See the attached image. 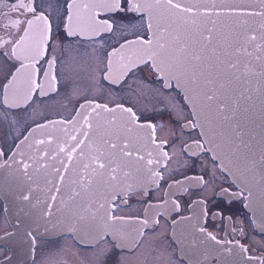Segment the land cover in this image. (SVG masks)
Masks as SVG:
<instances>
[{
	"label": "flooded vegetation",
	"instance_id": "flooded-vegetation-1",
	"mask_svg": "<svg viewBox=\"0 0 264 264\" xmlns=\"http://www.w3.org/2000/svg\"><path fill=\"white\" fill-rule=\"evenodd\" d=\"M49 2L39 0L38 10L48 8ZM16 3L2 0L0 24L30 18L12 11ZM62 5L60 0L53 7ZM50 19L56 39L36 66V80L45 94L37 89L25 99L23 77L6 91L8 73L21 61L10 58V45L0 48V264H259L258 259L248 257L264 258V224L253 218L246 192L206 150L197 126L189 125V121L196 122L174 83L165 87L166 81L145 64L113 82L119 71L117 57L112 58V76L106 78L109 53L126 39L143 35L146 17H114L113 32L91 39L65 37L58 11ZM25 26L0 29V40L18 39ZM53 60L54 91L44 77ZM89 103L110 109L132 107L139 122L157 125L160 147H155L168 157L161 155L158 175H125L120 170L115 181L94 183L92 207L86 209L82 225L76 228L79 231L70 232L64 228L74 219L68 208L74 160L69 161L67 154H53V159L37 162L47 164L46 168L25 170V163L11 168L9 156L40 123L95 117ZM103 116L127 119V113L120 111ZM144 130L149 140L150 130ZM197 141L203 148L196 146ZM143 156L140 164L148 166L152 158L148 153ZM87 162L88 158L82 163ZM16 181L21 185L15 186ZM8 198L21 199L17 218L5 204ZM109 213L121 219L110 222Z\"/></svg>",
	"mask_w": 264,
	"mask_h": 264
},
{
	"label": "snow or ice",
	"instance_id": "snow-or-ice-1",
	"mask_svg": "<svg viewBox=\"0 0 264 264\" xmlns=\"http://www.w3.org/2000/svg\"><path fill=\"white\" fill-rule=\"evenodd\" d=\"M259 3L261 11L240 7L239 0H63V5L59 8L53 6L59 5L60 0H50L48 8L38 10L39 0H17L12 11H22L30 18L0 24V29H19L22 23L26 25L23 27L24 34L18 39L0 40V48L10 45V58L21 61L14 72L8 73L10 79L5 89H14L23 77L25 99H30L32 92L37 89L41 90L42 95L45 94L43 86L36 80L39 71L36 66L46 54L50 41L56 39L50 19L53 12L58 11L63 17L65 37L84 35L89 39L101 33L113 32L116 27L114 17L122 19L130 14L140 19L146 17L143 35H137L132 40L126 39L109 53V74L106 78L112 76V58L117 57L119 71L113 82L123 79L138 64L148 65L159 78L166 81L165 87H171L173 81L179 87L183 81L187 85V99H195L199 105V111L195 115L199 118L203 114L209 125H215L210 129L213 135L220 136L241 159L254 166L259 164L264 169V139L257 149L249 133L247 104L252 100L247 85L253 81L256 84L254 90L264 98V0H259ZM256 16L261 17L257 28L242 19ZM221 17L238 18L234 21L235 27L228 32L222 31L217 27ZM53 65L54 60L49 63V71H45L44 77L54 91L55 76L50 75ZM88 106L92 107L93 112L97 109L104 112L119 110L127 113V120L122 125L123 132L104 129L98 133L97 141L89 142L91 155L88 162L83 164L79 180L73 181L84 192L97 181H115L117 172L127 165L129 158L135 157L137 163L144 160L138 150L133 152L129 135L126 134L149 129L151 143L160 147L156 140L157 125L139 122L140 118L132 107L117 105L110 109L107 105L92 106L91 103ZM108 124H115V119L108 121ZM189 125L197 126L191 121ZM84 126L89 130L93 128L87 115L84 116ZM83 135L87 139L89 133L86 131ZM71 140L76 141L77 137L73 135ZM83 143L84 140H79L69 149V161ZM196 146L203 148L199 141ZM60 152H65L64 146L60 147ZM161 155L168 157L167 152L162 151ZM148 156L151 157L152 153L148 152ZM153 162L152 159L147 160L148 165ZM28 167L30 165L25 163V170ZM63 179L61 175L60 180ZM81 191L73 189L70 198L80 196ZM52 199L55 200L56 197L53 196ZM99 207L104 208V204ZM120 219L111 213L108 215L110 222ZM209 236L216 241L214 235ZM240 247L242 251H247L243 246ZM225 251L230 253L231 249ZM248 259H258L259 264H264V258Z\"/></svg>",
	"mask_w": 264,
	"mask_h": 264
},
{
	"label": "water",
	"instance_id": "water-1",
	"mask_svg": "<svg viewBox=\"0 0 264 264\" xmlns=\"http://www.w3.org/2000/svg\"><path fill=\"white\" fill-rule=\"evenodd\" d=\"M239 6L247 8L248 10L261 11L259 0H239ZM147 19V18H146ZM236 17H221V22L218 23L217 27L221 28L222 31L228 32L231 28L235 27L234 21ZM253 27L257 28L261 22V17H243ZM251 50V49H250ZM174 86L183 96L185 104L191 112L202 141L206 146V150L210 153L211 157L218 163V166L230 177L232 182L242 189L247 194V203L250 208L253 218L258 222L264 224V169L259 164L252 165L250 162L241 159L237 154H234L231 148L224 142L220 136H214L210 130L215 125H209L203 114L198 118L195 112L199 111V105L193 100L187 99V85L181 82V86H177L173 81ZM251 91L252 100L247 102L249 107V133L253 139V143L257 149L260 147L262 139H264V103H262L261 94L256 92L255 81L252 84L247 85ZM119 111V110H117ZM83 112H88L83 111ZM92 111V107L89 110ZM82 113V111H81ZM95 117L89 119L92 123L93 128L87 131L84 126V118L73 119L70 121L53 120L49 122L40 123L31 128L27 134L17 144L12 153L9 156V165L11 168L17 169L23 167V163L30 165V169L46 168L47 164H37L40 160H51L53 154L66 155L69 149L77 144L79 140H84V143L77 148L76 152L73 153L74 164V181L79 180V174L83 171V161L89 158L91 155L89 150V142L97 141L98 133L104 129L110 132H116L119 130L123 132L122 125L127 119L114 118L115 124L110 125L108 121L113 120L103 115H108L109 112H104L102 109H97ZM99 113V115H97ZM80 115V114H79ZM82 124H80V123ZM203 125V127H201ZM88 132V138L85 139L83 133ZM206 133V134H205ZM77 137L76 141L71 140V136ZM129 135L131 141V148L135 153L137 150L140 155H145L148 152L152 153V165H143L141 162L137 163L135 157L129 158L127 165L122 166L121 171L132 174H147L154 175L157 173L160 166H162V157L160 150L150 142V137L147 140V134L144 129L134 132ZM44 141L43 143H38ZM23 142V143H21ZM65 147V152H60V147ZM58 147V148H56ZM83 150V155H81ZM258 158V154H257ZM158 161V162H157ZM164 162V160H163ZM21 185V183H14L15 186ZM30 184V183H27ZM32 185V184H30ZM73 189L81 191L78 184L73 183ZM94 185H92L93 187ZM90 188L87 192L81 191V195L75 198H69L68 208L69 214L73 216V224L65 227L64 230L70 232L79 231L76 229L83 223L86 209L91 208L90 201L94 200L93 188ZM18 190V189H17ZM6 206L10 208L11 213H16L18 217L21 208V199L8 198L5 199ZM68 214V215H69ZM74 225V226H72ZM76 226V227H75Z\"/></svg>",
	"mask_w": 264,
	"mask_h": 264
}]
</instances>
